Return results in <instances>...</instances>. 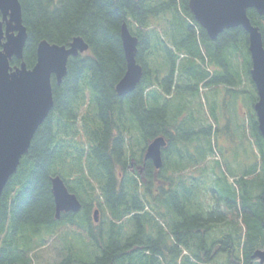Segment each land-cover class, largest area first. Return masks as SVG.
<instances>
[{
  "label": "trees",
  "instance_id": "trees-1",
  "mask_svg": "<svg viewBox=\"0 0 264 264\" xmlns=\"http://www.w3.org/2000/svg\"><path fill=\"white\" fill-rule=\"evenodd\" d=\"M18 2L28 69L41 41L67 47L81 38L88 50L68 59L60 84L51 78L52 109L2 190L0 264H36L39 250L53 239L64 255L48 264H259L251 254L264 250V140L252 110L257 96L249 78L246 32L225 29L211 40L190 14L188 0ZM247 15L259 27L264 46V15L253 9ZM123 24L138 40L136 63L143 73L136 88L121 97L115 85L126 69ZM9 64L20 62L13 58ZM219 87L224 88L222 106L214 97ZM200 89L211 93L216 131L237 100V114L257 148L253 162L231 183L223 176L214 206L204 194L217 163L212 159L209 165L202 156L190 164L180 150L174 153L180 161L172 156L175 132L210 133L207 120L187 117L184 91L198 94ZM177 96L181 102L173 115ZM157 137L166 147L155 171L143 153ZM204 147L214 153L210 140ZM238 160L240 154V168ZM187 170L198 176L185 175ZM55 176L79 199V213L55 218L50 183ZM93 208L97 225L91 222ZM217 224L223 227L220 239L206 241ZM183 251L188 258L180 260Z\"/></svg>",
  "mask_w": 264,
  "mask_h": 264
},
{
  "label": "water",
  "instance_id": "water-1",
  "mask_svg": "<svg viewBox=\"0 0 264 264\" xmlns=\"http://www.w3.org/2000/svg\"><path fill=\"white\" fill-rule=\"evenodd\" d=\"M187 4L193 19L211 40L225 29L241 27L246 32L251 62L249 77L257 94L253 112L264 140V46L259 27L252 25L247 15L253 9L263 16L264 0H188ZM26 37L18 0H0V196L28 151L36 130L52 109L51 77L60 84L67 72L68 59L88 50L81 38H74L67 47L41 41L36 46V62L27 69L22 61ZM120 39L126 69L115 85V93L122 97L140 83L143 69L136 63L138 40L125 24ZM12 58L21 61L18 67H10ZM165 145L164 138L157 137L144 150V160H150L156 170L161 168V150ZM50 183L56 219L61 213L80 211L79 200L60 177H52ZM261 201L264 228V195ZM96 215L97 211L95 221ZM251 258L264 264V250H255Z\"/></svg>",
  "mask_w": 264,
  "mask_h": 264
},
{
  "label": "rangeland",
  "instance_id": "rangeland-1",
  "mask_svg": "<svg viewBox=\"0 0 264 264\" xmlns=\"http://www.w3.org/2000/svg\"><path fill=\"white\" fill-rule=\"evenodd\" d=\"M218 89L219 92L215 94L214 97L220 101L223 98V94H224V91L221 89L224 88L219 87ZM178 97L179 96L175 97L172 101L171 111L173 115H176L178 111V105H180L179 102H181ZM184 98L187 99L185 105L189 111L187 113L188 119L189 120L192 119L191 122L198 120H204V121L207 120L208 121L207 123H210L212 127L211 129H208L210 130L209 134L207 133L208 132L207 129L201 131L199 130L200 132L198 131L194 132V130H189L187 132H183V131L175 132L174 133L175 149L172 153V156L174 157V160L180 161V158L176 156L177 155L176 153L177 152L179 153L180 150L181 153H183L185 156L182 160H188L190 164L196 163L197 160H200V157L202 156H205V161L209 165L211 164L214 165V163L211 162L212 159L214 162L217 163L216 166L218 165V170L212 177L210 176V179H208L209 182L207 183L206 191L204 194V199L209 204H211L210 206H214L215 200H218V198L221 196L220 187L225 184L223 176H225V180L227 183L229 182L231 183L233 178L241 174V172L244 169V165H248L251 164V162H253V158H255L254 153H256L257 155L256 152L257 148L254 142H252L251 139L249 138V134L247 133V129L244 125V120L242 124L241 122L242 118L240 119L239 113L237 114V110H236L237 100H236V105L234 104V108H233L234 111L231 108L229 109L230 114L229 116H227V120L226 118H222V117L219 119L218 121L219 124L217 126L219 130L216 131L215 125H213L212 123L211 107L209 104V101L211 99V93L202 92V89H200L198 94L192 93L190 91H184ZM246 102H248V99H245V103ZM222 104L225 103L222 101L220 102L219 105L222 106ZM239 112L241 111L239 110ZM226 139H229L231 141H227ZM208 140L211 141V145L214 148L213 154L208 153L207 152L208 149L206 151L205 147L201 150V147L205 146ZM237 151L240 152L238 153ZM239 154L241 156V160H238V162H240L241 164L240 168L239 165L236 163V159L239 156ZM232 162L235 163L233 166H232ZM228 167L232 171H230ZM194 173L196 176H198V173L189 170L186 171L185 175H192ZM209 174H213V172H210ZM263 177L264 175L262 176V178ZM260 192L261 193L263 192L262 187ZM260 192L256 191L257 195L260 194ZM212 193H214L213 196ZM202 209L204 211V208ZM97 224H98V220L96 222V225ZM214 224L216 225V223ZM222 231H223V227L220 224H217V227L211 232V235H209L206 238V241L220 239L221 236L220 234ZM163 247H165L166 250L169 249L166 246ZM60 248H61V244L59 243V240H55V239L51 240V242L46 246V248L39 250L40 252L39 256L41 257V259L36 260L37 262L36 264H48L59 261L60 260L59 258L63 257L64 255L62 252L61 253L59 252ZM161 251L163 252V249ZM163 253L166 254L167 251H164ZM182 257H180V260ZM185 257L188 258L187 255ZM177 264H181L180 261H177Z\"/></svg>",
  "mask_w": 264,
  "mask_h": 264
},
{
  "label": "bare ground",
  "instance_id": "bare-ground-1",
  "mask_svg": "<svg viewBox=\"0 0 264 264\" xmlns=\"http://www.w3.org/2000/svg\"><path fill=\"white\" fill-rule=\"evenodd\" d=\"M195 232V231H194ZM226 248V247H225Z\"/></svg>",
  "mask_w": 264,
  "mask_h": 264
}]
</instances>
